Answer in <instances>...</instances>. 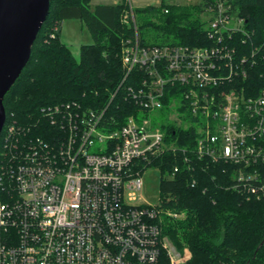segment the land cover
<instances>
[{"label": "built area", "instance_id": "built-area-1", "mask_svg": "<svg viewBox=\"0 0 264 264\" xmlns=\"http://www.w3.org/2000/svg\"><path fill=\"white\" fill-rule=\"evenodd\" d=\"M206 1V46H143L134 8L124 13L137 33L122 41L120 88L137 107L125 121L108 107L64 103L42 109L60 133L51 138L5 122L0 264H160L163 254L188 264L191 251L164 234L166 217L182 215L167 210L173 197L153 206L142 195L143 172L170 154L183 152L190 171L222 167L228 189L264 199V87L248 84L264 69V37L253 50L240 48L238 35L245 45L254 34L234 0ZM169 123L193 131V148L177 136L167 141Z\"/></svg>", "mask_w": 264, "mask_h": 264}, {"label": "trees", "instance_id": "trees-1", "mask_svg": "<svg viewBox=\"0 0 264 264\" xmlns=\"http://www.w3.org/2000/svg\"><path fill=\"white\" fill-rule=\"evenodd\" d=\"M206 2L134 8L141 45H210L204 19ZM91 3L92 0H51L31 59L5 98L7 124L51 138L60 133L42 109L57 104L76 103L86 110L108 107L107 115L118 117L120 122L137 112L135 104L123 98L120 88L122 41L134 39L137 34L133 24L122 22L131 4L129 0L97 7ZM233 4L235 12L246 20L247 30L254 34L245 45L238 35L236 43L247 51L253 50L264 37V0H234ZM69 20L81 21L94 40L82 46L80 60L61 40L62 24ZM248 84L264 87V69L251 73ZM114 94L117 95L112 99ZM164 131L167 141L177 136L181 148H193L194 141L187 138L193 136L192 130L169 123ZM181 154L155 159L149 166L161 172V199L171 195L178 205L169 208L185 214L183 220L168 221L164 234L178 249L187 247L192 251L188 264H264V199L248 200L228 189L231 180L223 174L222 167L188 170ZM176 166L181 172L172 177ZM160 264H170L166 254Z\"/></svg>", "mask_w": 264, "mask_h": 264}, {"label": "water", "instance_id": "water-1", "mask_svg": "<svg viewBox=\"0 0 264 264\" xmlns=\"http://www.w3.org/2000/svg\"><path fill=\"white\" fill-rule=\"evenodd\" d=\"M51 0H0V138L5 98L22 75L50 12Z\"/></svg>", "mask_w": 264, "mask_h": 264}, {"label": "rangeland", "instance_id": "rangeland-1", "mask_svg": "<svg viewBox=\"0 0 264 264\" xmlns=\"http://www.w3.org/2000/svg\"><path fill=\"white\" fill-rule=\"evenodd\" d=\"M194 2H196V0H169L166 3L170 4V5H174V4L184 5V4H191V3H194ZM69 21L71 22V20H69ZM69 21H66V22H69ZM78 28H76L75 31H76V35L79 36L80 40H81V42H79V44L82 45V44H85V40L84 39L88 38L86 36L87 31L85 30V36H83L84 34L81 35L80 34V29L78 30ZM71 49L73 51V54H74L75 58L77 60H80V52H79L80 51V46L78 44H72ZM161 176L162 175H161L160 170L155 168V167H149L147 170H145L143 172V175H142V179L144 181V188H143L142 195H143L144 199L149 204H151L153 206H159L161 204V201H162V199H161L162 198L161 197V189H160ZM171 205H175V206L178 205V200L172 198L171 201H169L167 203V205H166L167 210L173 211L172 208H169V207H171ZM173 212H171V213L173 214ZM181 214L182 215L177 216V217L174 216V214H173V217H175V218L166 217V224L168 223V221L169 222H174V221H179V220L185 219V214L184 213H181ZM167 237L169 238V236H167ZM170 241H171V239H170ZM171 243L173 244L172 241H171ZM185 249H189V248L186 247L183 250H185ZM183 250L178 249V251H180V252H183ZM191 253H192V251H191ZM192 255H193V253H192Z\"/></svg>", "mask_w": 264, "mask_h": 264}, {"label": "crops", "instance_id": "crops-1", "mask_svg": "<svg viewBox=\"0 0 264 264\" xmlns=\"http://www.w3.org/2000/svg\"><path fill=\"white\" fill-rule=\"evenodd\" d=\"M121 0H92V6L97 7L100 5H117ZM131 6L133 8H144L149 6H161L163 4V0H129ZM78 21V22H77ZM78 25V26H77ZM79 27V28H78ZM80 29V34L85 36V30L87 31L86 36L88 37L85 40V44L80 45L81 42L80 37L76 35L75 29ZM61 40L67 45L70 49L72 44H78L80 46V55L81 48L84 45H90L94 42L93 37L89 30L84 26V24L79 20H71V22H64L61 27ZM72 51V49H71ZM73 52V51H72ZM74 55V54H73Z\"/></svg>", "mask_w": 264, "mask_h": 264}, {"label": "bare ground", "instance_id": "bare-ground-1", "mask_svg": "<svg viewBox=\"0 0 264 264\" xmlns=\"http://www.w3.org/2000/svg\"><path fill=\"white\" fill-rule=\"evenodd\" d=\"M132 4V3H131ZM128 9V8H127ZM7 113V112H6Z\"/></svg>", "mask_w": 264, "mask_h": 264}]
</instances>
